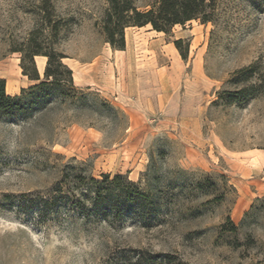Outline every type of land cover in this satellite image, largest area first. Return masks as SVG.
Returning <instances> with one entry per match:
<instances>
[{"label": "rangeland", "instance_id": "374dc122", "mask_svg": "<svg viewBox=\"0 0 264 264\" xmlns=\"http://www.w3.org/2000/svg\"><path fill=\"white\" fill-rule=\"evenodd\" d=\"M218 3L215 23L128 28L114 50L107 0H0L6 94L30 102L21 51L34 46L66 57L82 98L0 116V264H264V0ZM69 166L127 176L148 223L76 209Z\"/></svg>", "mask_w": 264, "mask_h": 264}, {"label": "trees", "instance_id": "16d2710c", "mask_svg": "<svg viewBox=\"0 0 264 264\" xmlns=\"http://www.w3.org/2000/svg\"><path fill=\"white\" fill-rule=\"evenodd\" d=\"M138 0H107L108 9L102 21V31L105 40L114 50L126 48V30L128 28L151 27L153 31L171 36L177 26H185L193 21L201 24L215 23L218 19V0H155L146 9L137 6ZM63 21H55V35L61 31ZM183 60H187L190 46L183 50V40L174 42ZM22 73L30 81L39 82L28 90L30 102L25 105L22 96H8L6 94V81L0 79V116L15 117L19 114L30 115L35 106L40 107L50 98L62 100H82L78 97L75 88L73 71L64 64L66 57L58 52H41L34 46L22 50ZM46 57L47 65L44 79H41L37 69L35 57ZM253 66L240 73L251 70ZM69 177L80 187L82 199L73 201L76 209L86 212L89 208L96 214L106 215L108 211L121 215L129 209H136L139 213L140 224L146 225L150 215V205L147 196L143 194L138 185L130 181L127 176L110 174L101 175L100 179L88 176L80 167L69 166L64 173L63 183ZM74 195V193H73ZM70 198V197H69ZM71 199V198H70ZM91 204L88 205V200ZM227 225L230 231H237L234 222L228 218Z\"/></svg>", "mask_w": 264, "mask_h": 264}, {"label": "bare ground", "instance_id": "6f19581e", "mask_svg": "<svg viewBox=\"0 0 264 264\" xmlns=\"http://www.w3.org/2000/svg\"><path fill=\"white\" fill-rule=\"evenodd\" d=\"M45 60H46L45 57H42V58L37 57V58H36L37 67H38V69L41 70L42 72L44 71V68H45ZM11 90H12V89H11V86L9 85V86H8V91H11Z\"/></svg>", "mask_w": 264, "mask_h": 264}, {"label": "crops", "instance_id": "0c3cea01", "mask_svg": "<svg viewBox=\"0 0 264 264\" xmlns=\"http://www.w3.org/2000/svg\"><path fill=\"white\" fill-rule=\"evenodd\" d=\"M40 58H42V57H40ZM45 64H46V60H45ZM45 69V68H44ZM22 89V88H21ZM15 95H18V92L16 93V92H13L12 93V96H15Z\"/></svg>", "mask_w": 264, "mask_h": 264}]
</instances>
